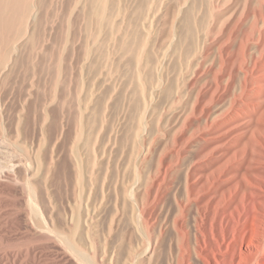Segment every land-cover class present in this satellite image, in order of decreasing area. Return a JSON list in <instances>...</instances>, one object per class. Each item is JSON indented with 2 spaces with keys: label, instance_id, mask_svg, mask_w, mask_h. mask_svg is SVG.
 Wrapping results in <instances>:
<instances>
[{
  "label": "rangeland",
  "instance_id": "obj_1",
  "mask_svg": "<svg viewBox=\"0 0 264 264\" xmlns=\"http://www.w3.org/2000/svg\"><path fill=\"white\" fill-rule=\"evenodd\" d=\"M36 1L44 46L23 44L0 79V264H87L69 243L91 264H171L187 169L201 191L203 165L226 173L235 142L224 79L233 74V0ZM247 119L234 137L254 139V155L245 170L237 142L233 230L238 218L260 225L264 245V130L253 112ZM160 165L168 171L156 197ZM255 257L264 264V252Z\"/></svg>",
  "mask_w": 264,
  "mask_h": 264
},
{
  "label": "bare ground",
  "instance_id": "obj_2",
  "mask_svg": "<svg viewBox=\"0 0 264 264\" xmlns=\"http://www.w3.org/2000/svg\"><path fill=\"white\" fill-rule=\"evenodd\" d=\"M97 1L98 0H95V4ZM32 2H33V0H32ZM32 5L33 4L31 3V0H0V79H2L1 77L3 76L4 73H6L8 70H11V68H12L11 66L14 64V62H16V64H17L18 60L16 61V59H17L16 58L14 61L13 56L19 52L20 47L23 44L30 45L32 49H34L36 46L38 48H43V46H44V44H42L40 41H41V39H43V36L46 32H45L44 27H43L44 32L40 29V25L37 24L39 21L38 22L35 21L37 14L32 12V9H33ZM62 5L63 4H61V6ZM106 5H107V3H106ZM106 8H107V6H106ZM72 10H73V8H72ZM94 10H93V12H94V14H96V15H94L95 18L97 16V19L100 21L99 24H103L101 22L105 19L104 18L105 17L104 16V6L101 5L100 7L97 8V6L95 5ZM29 14H31V15L29 16ZM28 17H31V22L26 21ZM65 19H66V17H65ZM51 31H52V29L48 33V35L50 37L52 34ZM202 40H204V38ZM30 50L28 52L29 54H30ZM39 51H40V49H39ZM32 53H33V51H32ZM43 53H45V52H43ZM49 56H50V54H49ZM61 57L59 56V58H61ZM47 58L49 59V57H47ZM62 58H64V57H62ZM111 59H113V58H111ZM32 60H33V58H32ZM44 60H45V58H44ZM16 64H14V65L16 66ZM33 66H35V65H33ZM232 71H233V74L227 73L226 77H225V75L223 76V77H225L224 79L228 82V84H230V87L233 84L231 87V88H233V101L231 102V106L233 107V141H235V142L233 143V147H231L229 149V151H227V150H226L227 152L225 151L226 155L224 157V162L221 164V166H224L228 170L226 173L222 172V170L219 169V164H215V165L210 166V164L207 163V165L206 164L203 165L204 167H203V172H202V178H200L201 179V188H199V189H201V191H199L195 187V185H196L195 184L196 183L195 182L196 177H194V172H195L194 170L195 169L194 170L192 168L187 169L186 176H185V196H184V199H182L179 203L178 202L176 203L177 209L174 212L172 220H171V229H172V243L170 246L171 252H172L171 264H252L256 254H258L259 251L262 253L264 252V251L260 250V247L263 245L261 243V239L258 237L257 233H256L257 235H254V233L257 232L256 230H260V228H259L260 225L259 226L257 225L256 227L254 226L255 224L254 225H251V224L247 225V223H242V221H240V218H238L236 220V227L233 230V205H235L237 203L238 197H233V194H231V192H230V190H231L230 188L233 187V181L234 180L236 181V177L234 178L233 176L236 175L235 172H237V169L241 167V166L235 164V162H237V161L233 162V157L236 154L237 148L240 146L237 144V142H238L237 138L234 137V133H235L234 131L237 130V126H239L240 124L243 123V125H244V122L248 120L247 118L251 116V112H253V114L255 116L256 128L264 130V120H262L264 118V0H233V70ZM38 76H39V74H38ZM65 82H66V80H65ZM0 84L2 85V83H0ZM65 92H66V90H65ZM4 98H6V97H4ZM208 111H209V109H208ZM50 125H51V123H50ZM74 131H76V130H74ZM258 132H259V130H258ZM260 136H262V135H260ZM250 139L252 141H250L249 139H245V140L238 142L239 144L243 145V147L241 148L243 150V154L241 156H242V158L244 157L243 158L244 161H243V164H241V165L243 166V168L245 170L250 169V167L248 166V165H250V160H251V159L249 160V156L251 158V155L254 153L253 148L255 146V144H254L255 140L252 139L251 137H250ZM256 144H257V146L262 148V144L260 141H259L260 145H258L257 140H256ZM243 148H245V149H243ZM20 149H22V148H20ZM219 159H221V158H219ZM19 166L20 165H18V167ZM167 171H168V165L167 166L162 165L161 168H159V172L153 181V191H154V194L156 197L159 196L160 189H161V183L165 181ZM246 174L247 173L242 174L244 180H245V177L249 176ZM248 174H250V176H253L252 174H254V176L256 177V175H258L259 173L258 174L256 173V175H255V172L251 173L249 171ZM73 175L75 176V173H73ZM260 175L262 176L263 174H260ZM259 179L262 180V178H259ZM256 181H257V179L255 180V182ZM258 181H260V180H258ZM245 182H246V186L250 187L252 185L254 188H257V187H255L256 184L253 185L248 180ZM26 189H29V188H26ZM212 189L216 190L217 193H219V196L209 195V193ZM59 195H60V193H59ZM159 200H160V198H159ZM36 206L37 205H35V207ZM32 207H34V204ZM37 208H38V206H37ZM37 208H35V209H37ZM83 210H85V209H83ZM40 218H41V216H40ZM189 221H191V223H192L191 226L188 225ZM74 222H75V220L72 219V223H74ZM72 223L70 226H72ZM67 227L68 226H64V230H67L69 228V227L68 228ZM73 228H74V226H73ZM69 229H71V228H69ZM69 229H68V231H69ZM49 231H50V233L52 232L50 229H49ZM54 231L56 232V229ZM59 234L58 235L56 234L57 237H59V238L61 237L62 239L64 238L67 240L65 232L61 231V232H59ZM82 236H83V234H82ZM66 247L70 250V252L73 253V255L75 254V256L81 260V262L91 264L88 262V260L90 258L88 257V259H87V257H86L87 255L80 250H76L75 247L71 243H69V245ZM63 256L64 255H62V256L60 255L61 258H63ZM258 258H260V257H258ZM64 260H65V257H64ZM66 260H68V258ZM257 263H258V261H257Z\"/></svg>",
  "mask_w": 264,
  "mask_h": 264
}]
</instances>
